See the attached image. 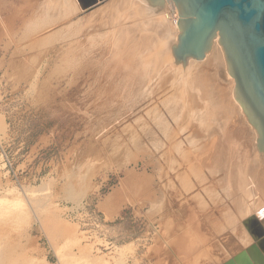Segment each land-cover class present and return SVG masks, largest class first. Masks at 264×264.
<instances>
[{
    "label": "bare ground",
    "instance_id": "obj_1",
    "mask_svg": "<svg viewBox=\"0 0 264 264\" xmlns=\"http://www.w3.org/2000/svg\"><path fill=\"white\" fill-rule=\"evenodd\" d=\"M25 6L31 14L18 43L25 41L22 49L40 56L58 50L66 67L55 63L50 72L71 73V84L77 83L73 93L85 90L81 96L90 110L82 115L83 123L92 132L106 133L107 150L116 158L134 150L144 165L155 166L153 193L161 195L168 185L177 193L175 206L188 203L190 232L192 225L200 235L190 237L196 242L189 237L185 244L178 241V251L184 252L178 257L185 264H264V152L258 149V131L234 99V81L218 36L203 60L189 59L183 66L172 51L180 17L170 0L162 8L148 0H25ZM93 49H100L96 54L105 60L86 54ZM171 156L167 164L173 169L168 165L165 172L161 163ZM164 173L166 182L160 176ZM143 175L133 167L122 183L149 195L151 178ZM174 219H179L176 211ZM211 255L214 261L208 260Z\"/></svg>",
    "mask_w": 264,
    "mask_h": 264
},
{
    "label": "rangeland",
    "instance_id": "obj_2",
    "mask_svg": "<svg viewBox=\"0 0 264 264\" xmlns=\"http://www.w3.org/2000/svg\"><path fill=\"white\" fill-rule=\"evenodd\" d=\"M28 12L25 0H0V145L13 171L8 172L0 158V264H185L177 242L200 235L192 225L190 232L188 203L175 206L178 196L168 185L161 195L153 193L155 166L144 165L134 150L116 158L107 150L106 133L92 132L88 122L86 127L82 115L90 109L85 90L73 93L77 83L71 84V73L50 72L55 63L61 64L58 50L41 57L22 49L25 41L18 43ZM97 56L99 62L106 58ZM219 74L226 87L225 75ZM172 158L163 159L165 172ZM133 167L140 178H151L149 195L123 185L125 172ZM165 174L160 175L163 182ZM175 211L179 219L173 221ZM176 226L180 230L175 231Z\"/></svg>",
    "mask_w": 264,
    "mask_h": 264
},
{
    "label": "water",
    "instance_id": "obj_3",
    "mask_svg": "<svg viewBox=\"0 0 264 264\" xmlns=\"http://www.w3.org/2000/svg\"><path fill=\"white\" fill-rule=\"evenodd\" d=\"M148 1L162 8L165 0ZM170 1L180 17L175 60L183 66L189 59L203 60L218 36L234 99L258 131V149L264 152V0Z\"/></svg>",
    "mask_w": 264,
    "mask_h": 264
},
{
    "label": "built area",
    "instance_id": "obj_4",
    "mask_svg": "<svg viewBox=\"0 0 264 264\" xmlns=\"http://www.w3.org/2000/svg\"><path fill=\"white\" fill-rule=\"evenodd\" d=\"M0 158L2 159V163H3V167L8 169V172H13L11 165H10V161L8 159L7 154L5 153V151L3 150V148L0 145Z\"/></svg>",
    "mask_w": 264,
    "mask_h": 264
}]
</instances>
